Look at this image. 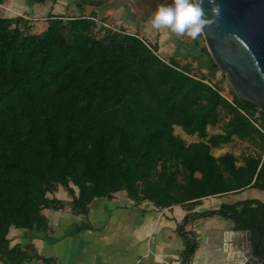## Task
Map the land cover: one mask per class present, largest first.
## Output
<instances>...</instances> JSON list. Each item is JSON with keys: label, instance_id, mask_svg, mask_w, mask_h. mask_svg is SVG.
<instances>
[{"label": "trees", "instance_id": "1", "mask_svg": "<svg viewBox=\"0 0 264 264\" xmlns=\"http://www.w3.org/2000/svg\"><path fill=\"white\" fill-rule=\"evenodd\" d=\"M75 1L80 14L48 13L38 31L32 19L0 16L1 264L31 257L7 234L10 227L42 230V209L67 204L83 214L92 199L123 191L158 209L191 210L205 197L264 191L257 108L230 89L228 101L216 82L160 57L136 32L97 26L95 12L83 9L99 0ZM235 141L246 145L238 154L213 151ZM58 187L67 201L49 196ZM218 208L257 226L264 253V199Z\"/></svg>", "mask_w": 264, "mask_h": 264}, {"label": "crops", "instance_id": "2", "mask_svg": "<svg viewBox=\"0 0 264 264\" xmlns=\"http://www.w3.org/2000/svg\"><path fill=\"white\" fill-rule=\"evenodd\" d=\"M5 1V4L0 2L4 10L0 16L3 17L34 19L38 16L46 18L51 12L71 15L60 13L66 9L74 11L76 8L79 11L74 0H45L42 3ZM77 12L75 10L73 14H80ZM149 18L141 23L145 25ZM42 28L37 27V30ZM151 29L148 30L150 37ZM162 32L169 33L167 43L170 48L172 41L181 40L170 31ZM139 36L146 40L144 36ZM170 48H163L162 55H173L174 51ZM49 196L64 201L69 199L61 187ZM205 198L191 210L203 212L209 210L208 207L215 208L214 202L217 201L219 205L237 201L236 197L230 201L220 200L219 197V200ZM188 211L180 205L158 209L148 201L135 202L125 192L117 191L110 197L92 199L83 214L73 213L67 204L58 209H42L46 224L42 230L10 227L7 237L9 245H19L31 256L21 264H132L136 261L139 264H226L225 251L230 246L227 235L235 229V224L215 220L210 223L189 215L191 219L187 218L181 225ZM193 246V252L187 255L185 250ZM44 258L50 259L51 263H45Z\"/></svg>", "mask_w": 264, "mask_h": 264}, {"label": "water", "instance_id": "3", "mask_svg": "<svg viewBox=\"0 0 264 264\" xmlns=\"http://www.w3.org/2000/svg\"><path fill=\"white\" fill-rule=\"evenodd\" d=\"M143 5L142 20L151 17L158 4L172 0H138ZM220 15L201 34L206 52L223 75L229 89L241 101L254 105L264 117V0H217ZM207 0L204 9L211 16ZM218 213L234 218L246 229L230 230L226 249V264H264V254L257 251L260 234L257 226L233 212L220 208L207 211L190 210L189 215L208 217ZM252 232L256 235L252 242Z\"/></svg>", "mask_w": 264, "mask_h": 264}, {"label": "rangeland", "instance_id": "4", "mask_svg": "<svg viewBox=\"0 0 264 264\" xmlns=\"http://www.w3.org/2000/svg\"><path fill=\"white\" fill-rule=\"evenodd\" d=\"M132 0H99V4H94L92 6L87 5L83 12L85 14H88L90 12V10L92 9L95 12V16L97 19V26L98 25H103L104 27H109V28H119L122 27L124 30H127L129 32H136L138 35H142L145 37V39L147 40V42L151 45L156 44L157 46V51H158V55L162 58H170L173 57V59L177 60V62L179 63L180 66L184 65L185 63L190 65V70L191 72H195L196 74H203L205 75V77L209 78L212 82H216V84L222 89V93L229 98L228 95V85L224 79V77H222V74L217 70V68L215 67L214 63L212 62V60L210 59V57L205 53L204 55L200 54V51H198L199 46L202 48L204 46L203 43V39L201 37V35L193 40L192 38L188 37L187 35H179L177 34V38L181 37V40L179 42L177 41H172L173 46L170 48V45L167 43L168 42V38H170L169 33H165L162 32L164 31L163 29L161 30H156L154 28L151 27L149 20H147L145 22V25L142 24L141 22L143 21L142 16L140 15L142 13V8L140 5H138L136 2H131ZM1 3L4 2V4L6 3L5 0H0ZM76 1L74 0L73 3H75ZM76 12L77 9L75 8ZM75 10H70V9H66L63 12H60L62 14H73L75 13ZM131 10V13L130 11ZM4 10L1 7L0 4V14L3 13ZM79 12V11H78ZM77 12V13H78ZM52 13V12H51ZM26 14H28V12H26ZM134 15V16H132ZM39 18H34L32 19V22L36 25L32 23V29L33 30H37L38 28H42L44 25V21H45V16H38ZM134 17V18H133ZM145 21V20H144ZM101 22V23H100ZM146 27V28H145ZM152 28V29H151ZM145 29V30H143ZM149 29L152 30L151 31V37L149 36ZM38 31V30H37ZM171 40V39H170ZM171 42V41H170ZM197 48H195V46ZM163 48L165 50H167V48H170L174 51L173 55L170 53H165L164 55H162L163 53ZM206 50V48H205ZM168 52V51H166ZM185 54H189V55H194L195 56V61H191V56H185ZM170 55V56H169ZM174 133L180 135L181 137L185 138L186 140L192 139V138H188L190 136L185 135L180 127L174 126ZM245 143H241V142H232V143H228L225 145H221L220 148L218 149H213V151L215 153H222L224 151H232L234 154H238V152L242 149H245ZM258 190L254 189H246L245 191L241 192V193H237L236 195L232 194H227V195H223L220 196V200L222 198H224V201H230L232 199H234L236 197V200L238 199H243V198H257L260 200L264 199V191H258V193L256 192ZM256 192V196L255 193ZM230 198V199H229ZM212 199L215 200H219L217 199V197H212ZM205 200H210V198H205ZM202 201V200H201ZM215 208L219 207V203L214 202ZM212 207V206H211ZM209 209H212L210 207H208ZM194 216V215H193ZM192 216V217H193ZM191 217V218H192ZM188 218V219H191ZM193 219H202L203 221H209L210 223H212L211 221H224L225 223H231V224H235L234 221L232 220V218L229 217H224L218 213H214L208 217H202L199 218L197 216H194ZM201 242V241H200Z\"/></svg>", "mask_w": 264, "mask_h": 264}, {"label": "clouds", "instance_id": "5", "mask_svg": "<svg viewBox=\"0 0 264 264\" xmlns=\"http://www.w3.org/2000/svg\"><path fill=\"white\" fill-rule=\"evenodd\" d=\"M205 0H172L171 4H158L149 23L156 30H167L174 34L197 39L220 15L217 0H207L209 12L204 9Z\"/></svg>", "mask_w": 264, "mask_h": 264}, {"label": "flooded vegetation", "instance_id": "6", "mask_svg": "<svg viewBox=\"0 0 264 264\" xmlns=\"http://www.w3.org/2000/svg\"><path fill=\"white\" fill-rule=\"evenodd\" d=\"M131 2H133V0L131 1ZM134 2H136L138 5H140L141 6V8H142V11H143V5H142V3H140L138 0H134ZM130 11V13H131V10H129ZM132 16H134V15H132ZM134 18V17H133ZM255 240H252V242H254ZM259 254H261V255H263L264 253H259Z\"/></svg>", "mask_w": 264, "mask_h": 264}, {"label": "built area", "instance_id": "7", "mask_svg": "<svg viewBox=\"0 0 264 264\" xmlns=\"http://www.w3.org/2000/svg\"><path fill=\"white\" fill-rule=\"evenodd\" d=\"M222 96H224V94L223 93H221V92H219ZM226 99L228 100V101H230V99L229 98H227L226 97ZM132 264H139V262L138 261H136V262H134V263H132Z\"/></svg>", "mask_w": 264, "mask_h": 264}]
</instances>
